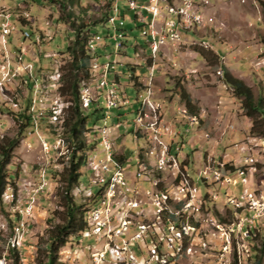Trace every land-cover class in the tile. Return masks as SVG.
<instances>
[{
	"label": "rangeland",
	"instance_id": "obj_1",
	"mask_svg": "<svg viewBox=\"0 0 264 264\" xmlns=\"http://www.w3.org/2000/svg\"><path fill=\"white\" fill-rule=\"evenodd\" d=\"M260 1L264 0L192 1L186 5L188 14L198 20L187 18L186 26L178 28L180 37L169 36L159 45L152 80L155 97L160 98L167 125L184 121L176 124V162L168 158L165 167L156 158L155 140L134 127L138 111L143 118L140 125L152 123L147 116L150 105L146 101L150 100L145 78L150 48L140 33L141 18L147 13L143 11L142 16L129 8V0H80L72 7L74 20L97 22L89 40L95 33L96 39L102 37L97 53L92 49L90 54L89 78L80 83L82 105L93 103L94 108L102 103L105 107V100L112 102L109 118L105 108V121L95 122L83 133L86 162L72 193L83 209L109 208L112 221L106 229L110 235L126 233L118 238L119 243L122 238L139 237L129 245L139 264H254L253 249H258L264 262V137L250 132L252 120L244 114L242 97L235 96L222 77L226 70L250 87L254 101L264 99V10ZM185 4L186 0H162L155 23L162 28L166 19H176L166 7L180 12ZM62 14L52 0H0V139L18 132L10 108L23 109L29 97L32 107L35 90L30 92L26 76L39 79L33 87L45 99L43 115L19 137L6 166L7 189L0 197V264H12L8 245L19 249L22 264H36L37 247L46 238L49 219L59 221L57 211L62 210L57 173L68 156L63 127L66 102L58 88L66 65L65 49L73 36L69 25L58 20ZM150 18L147 15L145 20ZM116 20L126 33V39L117 36V42L112 39ZM6 22L12 30L3 35ZM117 27L115 32H123ZM25 29L41 41L24 38ZM113 61L116 71L107 69ZM127 67H136L134 74L139 77H130ZM183 95L191 106H185ZM102 165L112 172L103 173ZM112 173L117 175L114 185L113 178L103 180V184L108 180L105 187L98 185L102 175ZM166 209L175 215L168 216L163 212ZM181 212L183 223L178 227L173 221L182 222ZM88 220L90 229L80 244L61 248L64 264H75L80 248L90 255L91 247L106 241L99 233L88 234L94 231L93 210ZM247 230L257 234L256 240L249 239ZM150 233L163 237L168 248L175 237L176 250L162 248V260H158V252L153 253L155 242L145 241ZM128 256L125 251L120 261L128 262Z\"/></svg>",
	"mask_w": 264,
	"mask_h": 264
},
{
	"label": "trees",
	"instance_id": "obj_2",
	"mask_svg": "<svg viewBox=\"0 0 264 264\" xmlns=\"http://www.w3.org/2000/svg\"><path fill=\"white\" fill-rule=\"evenodd\" d=\"M52 1L58 3L61 11L64 12V14L58 17V20L62 23L68 24L73 34L70 43L65 49L67 56L66 65L63 73L60 74V85L58 88L62 96H64L66 102V117L63 120V127L65 133L64 141L68 159L66 165L59 173H57L59 181V185L57 187V196L62 207L61 211H57V217L59 221L55 222L54 219H49V227L46 230V238L43 240V243L37 247L38 254L36 257V264H64L60 260L61 248L71 244H80L82 235L85 233L87 228L88 230L90 229V227H88V219L89 213L93 209L90 211H88V209H83V205L76 202L72 190L79 184L80 177L82 175L80 169L86 162V150L88 147L83 138V133L85 130H90L95 122L97 123L99 120L105 121L104 105L101 103V105H97V107L93 108V103H90L84 108L80 93V83L86 81L89 78V63L90 58L93 56L90 55L93 49L91 44L94 40H97L96 33L90 40L89 34L92 32L93 27L97 22L92 21V23L89 24L78 22L74 20L75 18H72V7L74 5H78L80 0ZM260 4L264 10V1H260ZM68 6L71 8L69 9L70 11L66 10ZM121 16L124 17L123 14H121ZM17 22L19 25H22L20 21ZM115 24L118 26L117 28L122 30L120 27L121 22L119 24V22L116 21ZM29 38H33L31 34ZM127 70L130 77L133 75L134 77H139L138 75L136 76L134 74L136 73V67L131 70L129 67H127ZM131 71L133 74H131ZM222 77L224 82L233 88L235 96L239 98L242 97V108L244 109V114L252 120L250 132L252 134H260L264 137V99L258 98L256 101H254L250 87H248L242 80L230 75L226 70H223ZM26 78L28 79L30 92H32L34 89L33 80L27 76ZM118 78L119 76L116 75V79ZM38 80L39 79L37 78V81ZM135 90L136 93L139 92L138 89ZM119 96H121V92ZM183 96H185L183 98L185 106H191L188 96L187 98L186 95ZM30 104L31 99L29 97L28 103L23 109L15 110V108H10V113L14 115L18 122V132L14 137L4 136L2 139H0V197L7 189L6 166L10 163L12 152L19 142V137L26 129L32 127L33 125L32 121L34 113L30 111ZM189 109L192 111V107H189ZM88 119H91L92 121H88ZM176 124L177 123L174 124V128H177ZM117 160L121 163L125 162L123 160ZM107 181L108 180L104 182V187L107 184ZM95 192L96 191L92 192L93 196H95ZM163 212H165L170 217L175 215L174 213L169 212L167 209ZM169 213H171V215H169ZM183 215L184 214L181 212L180 219L183 218ZM181 223H183V219L182 222H180L179 219L173 221V224L178 227H180ZM247 232L251 241L256 240L257 234H254V232L250 230H247ZM145 241L148 243L155 242L156 252H158L157 256H161L163 254L162 248L164 247H166L169 252L176 250L178 243L177 239L174 237V242L172 243L171 247L168 248L166 246L168 243L164 241L163 237L159 238L156 233H150ZM261 247H264V241ZM253 251L254 264H264L262 257H259L258 255V249H253ZM6 252L7 256L12 258V264H22L20 251L15 245H8ZM235 264L237 263L235 262Z\"/></svg>",
	"mask_w": 264,
	"mask_h": 264
},
{
	"label": "built area",
	"instance_id": "obj_3",
	"mask_svg": "<svg viewBox=\"0 0 264 264\" xmlns=\"http://www.w3.org/2000/svg\"><path fill=\"white\" fill-rule=\"evenodd\" d=\"M146 1H147L146 4L145 3L139 4L136 1V6H128V7L129 8H135L136 12H139L141 15H142V12L145 11L147 13V15H149V17H151L149 19L150 21H146L145 18H147V15L146 16L142 15L143 18H141V21L144 22V27L140 30V33L143 37H146V42L150 48V55L147 56L149 58V65H147L148 72H147V77H145V78L147 80V92H146V94L150 100V110H148L147 116L152 117V125H150V126L140 125L139 123H137L136 116H135L134 127L135 126L140 127L138 129H140L139 132L142 133L143 136H147L149 138V140H155V145L158 144V147H159V149H158V147L155 148V149H158V151H159L156 158H158V162H164V167H165V162L168 163V158H171L170 160L176 161V158H174L175 157L174 154L179 149V144L177 143V137L179 136V131L176 128H174V124L175 123L181 124L183 119H178L177 122L173 123V125H167L163 121V117H162V106L163 105L160 102V98L155 97V95H157V90H155L154 82H152L153 78H155L154 77V75H155L154 59L157 57L156 55H157V51L159 50V45L161 43H163L167 39V37H169V36L180 37L178 28L182 27V26H184V27L186 26L187 18L191 21H194V20H198V17L194 14L189 15L188 9L190 7L186 6L187 4H190V3H192V1H195V0H186L185 7H183V8L181 7L180 12H170L168 10V8L165 6L167 13H173L176 16V19H166L164 21V26L162 28L161 27L159 28L157 23H155V17L156 16L158 17L161 13L160 3H162V0H145L144 2H146ZM121 19L124 20V17L121 16ZM117 20H118V18H117ZM119 22H121V21H119ZM11 30H12L11 26L9 25L8 22H6L3 25V35L10 33ZM29 30L25 29L24 31H22V36L24 38H29ZM112 31H113L112 39L115 42H117V36H125L126 35L125 31L115 32V24L113 25ZM29 39L38 43L41 41L42 38H29ZM125 39H126V36H125ZM101 40H102V37L97 39L95 42H92L93 54L97 53L96 48L100 45ZM94 45H97V46H94ZM144 52H145V50H144ZM18 59H20V57ZM114 63H117V62L113 61L112 64L108 63L107 69L111 68L112 70H110V71H116V70H114ZM97 65H98V62L95 59V67ZM33 81H34V83L37 82V77H35ZM107 83H108V81H106V86L108 85ZM34 90H35V97L32 101V107L33 108L30 107L31 108L30 110L34 113L33 121H32L33 126L37 122L36 119L43 115V107H44L43 102L45 100V99H41L38 96V94L36 92V90H37L36 86H34L33 91ZM108 94H109V96H113L112 92H110V91H108ZM116 98L119 99V96H116ZM35 103H39V107H35ZM104 104H105V108H106V112H107V119H108L109 118V110L112 108V105L107 104V100H105ZM179 110H182V109H179ZM185 120L187 121V123L190 126L192 125V123L189 120H187V119H185ZM186 124H185V126H186ZM102 129L104 130V129H106V127L103 126ZM186 130H187V128H186ZM166 137H167V139H166ZM251 139H253V138H251ZM155 149H152V153L154 152ZM102 169H103V173L112 172L110 167H108L107 165H102ZM137 175L140 176L141 172H138ZM116 176L117 175L115 173H112L111 175H107V176L102 175V177L99 178L98 185L103 186V180H105L106 178H113V185H114V182L117 179ZM106 202H107V200H105V204H106ZM108 210H109V208H105V206H104V210H97L96 207L93 209V212H94V231H92L91 233H88V234L92 235V233H99L100 239L105 238V240L107 242L106 241H105L106 243L103 242V245L100 249L94 250L90 253L88 264H103L106 261L110 264H139L138 259L135 258L133 249L130 250V247H129V245L133 243L132 240H134L136 242L139 237H137L136 235H133L132 237L130 236L129 238H122L120 243H119L118 238L121 237L122 234H126V233H120V234H117V236L112 237L110 235V229L109 230L106 229V227L110 226V223L112 221V217H110V213H108ZM252 221L253 220L251 219V220H249V222H246L247 225H248V223L251 224ZM125 229H126V227H125ZM172 229H174V228H172ZM125 251H127L129 254V256H128L129 261L128 262L126 261L125 263H123L120 261V258L122 257V255L125 254ZM109 253H110V259L107 258ZM153 253L155 255L157 254L155 249H153ZM162 255L157 256L158 257L157 259L161 261L162 259H159V258H161ZM161 262H160V264H161ZM75 264H82L80 253L75 254Z\"/></svg>",
	"mask_w": 264,
	"mask_h": 264
},
{
	"label": "crops",
	"instance_id": "obj_4",
	"mask_svg": "<svg viewBox=\"0 0 264 264\" xmlns=\"http://www.w3.org/2000/svg\"><path fill=\"white\" fill-rule=\"evenodd\" d=\"M134 49V48H133ZM158 70V68H157ZM115 78H116V74H115ZM119 81V78L117 79V82ZM139 113V112H138ZM137 113V115H138ZM103 243L100 245H95L94 247H91L90 250L91 252L97 249H100L102 247ZM80 253H81V262L82 264H88L89 261V250L86 252L87 254L84 253V251L80 248ZM108 259H110V255L107 256Z\"/></svg>",
	"mask_w": 264,
	"mask_h": 264
},
{
	"label": "bare ground",
	"instance_id": "obj_5",
	"mask_svg": "<svg viewBox=\"0 0 264 264\" xmlns=\"http://www.w3.org/2000/svg\"><path fill=\"white\" fill-rule=\"evenodd\" d=\"M129 6H136V2L135 1H133V0H129ZM134 11H136V10H134ZM118 39V38H117ZM147 100V99H146ZM87 104H88V102H87ZM110 104H112V102H110ZM146 104H148V105H150V101H146ZM139 113H138V117L136 118V121L138 122V123H142V121H143V118H142V115H141V112L140 111H138ZM195 120L196 119H194L193 118V121L192 122H195ZM143 124V123H142ZM150 125H152V123L150 124ZM105 144V143H104ZM174 162H176V161H174ZM162 164V163H161ZM122 184L124 183L123 181L121 182ZM165 197V196H164ZM165 199H166V197H165ZM165 201V200H164ZM163 201V202H164ZM93 216H94V212H93ZM93 227V226H92ZM94 228V227H93Z\"/></svg>",
	"mask_w": 264,
	"mask_h": 264
}]
</instances>
